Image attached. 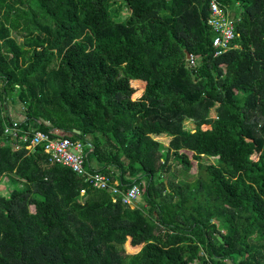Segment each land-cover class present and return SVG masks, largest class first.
<instances>
[{
    "label": "trees",
    "instance_id": "16d2710c",
    "mask_svg": "<svg viewBox=\"0 0 264 264\" xmlns=\"http://www.w3.org/2000/svg\"><path fill=\"white\" fill-rule=\"evenodd\" d=\"M210 2L0 0V183H22L0 194V264H264V0H218L237 32L218 56ZM31 127L89 144L146 206L27 149Z\"/></svg>",
    "mask_w": 264,
    "mask_h": 264
},
{
    "label": "built area",
    "instance_id": "2783aa9c",
    "mask_svg": "<svg viewBox=\"0 0 264 264\" xmlns=\"http://www.w3.org/2000/svg\"><path fill=\"white\" fill-rule=\"evenodd\" d=\"M210 4L211 16L208 23L216 32L213 46L216 49V56H218L232 48V42L237 37L236 18L231 16L229 9L222 7L218 0H211ZM194 61L192 60V63ZM22 123L15 121L11 125L6 126V135L18 137L19 133L23 132L20 128ZM24 133L22 140L29 142L27 149L34 150L37 146L44 147L52 164L70 168L77 174L84 175L86 181L95 188L110 191L113 194L114 202L121 200L124 205L132 208L138 203V199L142 195L139 185L121 188V184L117 180H113L111 176L100 172L95 165L91 170L87 168L86 159L88 153L92 151L89 144H83L79 140H72L61 134L59 130L47 133L31 127L29 131H24ZM19 149L20 146L16 145L15 150Z\"/></svg>",
    "mask_w": 264,
    "mask_h": 264
},
{
    "label": "rangeland",
    "instance_id": "374dc122",
    "mask_svg": "<svg viewBox=\"0 0 264 264\" xmlns=\"http://www.w3.org/2000/svg\"><path fill=\"white\" fill-rule=\"evenodd\" d=\"M121 11L118 12V18L117 19H125L126 15L128 14V9L126 7H123L120 9ZM229 14L233 17H235V12L231 9H229ZM132 84L137 88V92L133 95V99H138L140 97L143 96L144 94V89H145V83L140 82V81H134L132 82ZM190 158L192 159L193 163H194V167L192 169L193 173H196L197 169V163H198V158L197 156H195V154L193 153H189ZM253 158H257V154H254ZM208 161L210 162H216L215 159L210 158ZM163 179H165V175L163 177ZM13 179L11 176H3L1 179V183H0V194L3 195H9L11 190L14 189L17 186V180ZM22 183H18V187L21 186ZM138 203L143 206H146L147 203H145L144 198L141 196L138 199ZM136 243V242H134ZM126 247H127V252L128 253H138L139 251H141L142 249V244L140 246H136L132 243V239H128V242L126 243Z\"/></svg>",
    "mask_w": 264,
    "mask_h": 264
},
{
    "label": "crops",
    "instance_id": "0c3cea01",
    "mask_svg": "<svg viewBox=\"0 0 264 264\" xmlns=\"http://www.w3.org/2000/svg\"><path fill=\"white\" fill-rule=\"evenodd\" d=\"M7 112L12 122H15V121L24 122V120H26V113H25L24 106L19 100H15V103H13L10 100L9 103L7 104ZM92 163L98 168L102 167L101 164H99V162L94 157H93Z\"/></svg>",
    "mask_w": 264,
    "mask_h": 264
},
{
    "label": "water",
    "instance_id": "95a60500",
    "mask_svg": "<svg viewBox=\"0 0 264 264\" xmlns=\"http://www.w3.org/2000/svg\"><path fill=\"white\" fill-rule=\"evenodd\" d=\"M188 58L190 59L191 58V55L190 54H188ZM78 133H80L79 131H77Z\"/></svg>",
    "mask_w": 264,
    "mask_h": 264
}]
</instances>
